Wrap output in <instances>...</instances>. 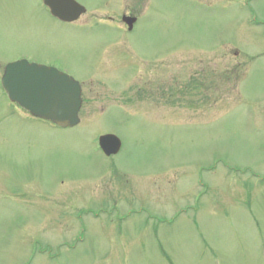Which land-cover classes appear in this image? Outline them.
Here are the masks:
<instances>
[{
	"label": "rangeland",
	"instance_id": "obj_1",
	"mask_svg": "<svg viewBox=\"0 0 264 264\" xmlns=\"http://www.w3.org/2000/svg\"><path fill=\"white\" fill-rule=\"evenodd\" d=\"M78 1L0 0V77L26 58L84 96L61 128L0 90V264H264V0Z\"/></svg>",
	"mask_w": 264,
	"mask_h": 264
},
{
	"label": "water",
	"instance_id": "obj_2",
	"mask_svg": "<svg viewBox=\"0 0 264 264\" xmlns=\"http://www.w3.org/2000/svg\"><path fill=\"white\" fill-rule=\"evenodd\" d=\"M45 1L53 13L66 19L84 11V7L77 3L72 5L74 8L71 10L61 7V2L75 4L74 0ZM125 20L131 27L135 18L127 16ZM2 81L10 98L18 100L31 112L49 117L61 125L77 122L80 89L66 73L51 66L20 60L8 64ZM100 143L107 153L116 152L120 146L119 138L113 134L101 136Z\"/></svg>",
	"mask_w": 264,
	"mask_h": 264
},
{
	"label": "flooded vegetation",
	"instance_id": "obj_3",
	"mask_svg": "<svg viewBox=\"0 0 264 264\" xmlns=\"http://www.w3.org/2000/svg\"><path fill=\"white\" fill-rule=\"evenodd\" d=\"M78 20V19H77ZM82 96H83V91H82ZM83 99H84V96H83Z\"/></svg>",
	"mask_w": 264,
	"mask_h": 264
}]
</instances>
